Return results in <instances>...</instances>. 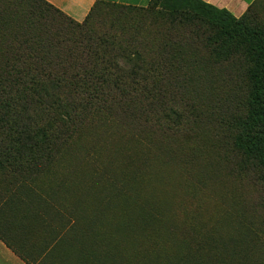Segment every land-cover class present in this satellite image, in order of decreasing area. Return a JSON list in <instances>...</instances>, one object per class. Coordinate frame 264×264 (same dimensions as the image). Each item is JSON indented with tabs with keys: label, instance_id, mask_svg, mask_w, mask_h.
<instances>
[{
	"label": "rangeland",
	"instance_id": "rangeland-1",
	"mask_svg": "<svg viewBox=\"0 0 264 264\" xmlns=\"http://www.w3.org/2000/svg\"><path fill=\"white\" fill-rule=\"evenodd\" d=\"M244 15L264 32V0ZM176 18L155 1L94 11L97 36L175 44L146 79L170 96L142 131L84 130L31 185L0 177V264H264V169L233 146L249 92L245 50ZM153 53L141 55L152 63ZM132 220L142 222L136 234ZM168 244L177 256L166 260Z\"/></svg>",
	"mask_w": 264,
	"mask_h": 264
},
{
	"label": "trees",
	"instance_id": "trees-1",
	"mask_svg": "<svg viewBox=\"0 0 264 264\" xmlns=\"http://www.w3.org/2000/svg\"><path fill=\"white\" fill-rule=\"evenodd\" d=\"M152 1L163 5L171 23L177 16L202 22L225 43L245 50L249 92L233 146L264 169V32L244 13L236 18L202 0H150L148 5ZM100 6L144 7L98 0L77 22L45 0H0V177L19 187L56 166L84 130L119 122L142 131L151 107L170 96L153 92L160 86L154 81L148 90L146 79L156 75L157 63L171 61L175 44L139 48L117 40L111 30L109 39L97 36L90 25ZM145 50L154 52L152 63L144 61ZM141 223L132 220L127 226L135 233ZM167 246L165 258L175 253Z\"/></svg>",
	"mask_w": 264,
	"mask_h": 264
},
{
	"label": "crops",
	"instance_id": "crops-1",
	"mask_svg": "<svg viewBox=\"0 0 264 264\" xmlns=\"http://www.w3.org/2000/svg\"><path fill=\"white\" fill-rule=\"evenodd\" d=\"M71 19L82 22L98 0H45ZM121 5L147 6L150 0H102ZM219 9H226L235 17L242 15L255 0H202Z\"/></svg>",
	"mask_w": 264,
	"mask_h": 264
}]
</instances>
